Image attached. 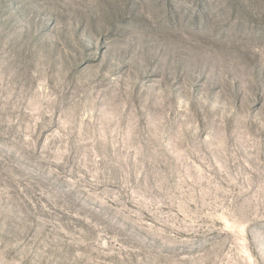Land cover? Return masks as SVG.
I'll return each instance as SVG.
<instances>
[{"label":"rangeland","instance_id":"obj_1","mask_svg":"<svg viewBox=\"0 0 264 264\" xmlns=\"http://www.w3.org/2000/svg\"><path fill=\"white\" fill-rule=\"evenodd\" d=\"M0 264H264V0H0Z\"/></svg>","mask_w":264,"mask_h":264}]
</instances>
